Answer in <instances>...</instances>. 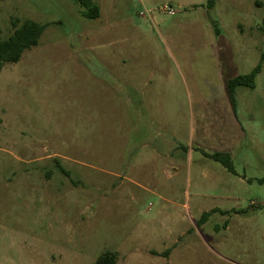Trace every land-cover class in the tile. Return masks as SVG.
Returning a JSON list of instances; mask_svg holds the SVG:
<instances>
[{"label": "rangeland", "instance_id": "obj_1", "mask_svg": "<svg viewBox=\"0 0 264 264\" xmlns=\"http://www.w3.org/2000/svg\"><path fill=\"white\" fill-rule=\"evenodd\" d=\"M94 1L0 0V264H264V0Z\"/></svg>", "mask_w": 264, "mask_h": 264}, {"label": "trees", "instance_id": "obj_2", "mask_svg": "<svg viewBox=\"0 0 264 264\" xmlns=\"http://www.w3.org/2000/svg\"><path fill=\"white\" fill-rule=\"evenodd\" d=\"M84 9V15L87 17H98L99 5L94 0H76ZM215 0H208V4L213 7ZM261 6L260 2H257ZM264 21V18H263ZM216 32H220L219 22L214 20ZM45 29V25L32 19H25L20 25H15L14 32L6 39L0 38V73L6 63H16L20 61L25 50L38 45L40 37ZM264 59V51L261 61L246 74L237 75L227 81V90L229 100L232 107H235V91L240 85L250 88L256 86V77L259 73L262 60ZM210 157L222 162L230 171H234V162L229 152L215 151L207 153ZM210 212H204L200 221L207 218ZM92 264H118V254L112 251H105Z\"/></svg>", "mask_w": 264, "mask_h": 264}, {"label": "crops", "instance_id": "obj_3", "mask_svg": "<svg viewBox=\"0 0 264 264\" xmlns=\"http://www.w3.org/2000/svg\"><path fill=\"white\" fill-rule=\"evenodd\" d=\"M227 95H228V90H227ZM228 99H229V96H228ZM230 120H231V127L234 129V121H233V119L232 118H230ZM215 151H222V149H220L219 150V148H217Z\"/></svg>", "mask_w": 264, "mask_h": 264}, {"label": "built area", "instance_id": "obj_4", "mask_svg": "<svg viewBox=\"0 0 264 264\" xmlns=\"http://www.w3.org/2000/svg\"><path fill=\"white\" fill-rule=\"evenodd\" d=\"M174 11L172 9H170L169 13H173Z\"/></svg>", "mask_w": 264, "mask_h": 264}]
</instances>
